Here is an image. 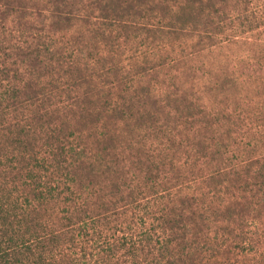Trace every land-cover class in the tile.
<instances>
[{
  "label": "trees",
  "instance_id": "16d2710c",
  "mask_svg": "<svg viewBox=\"0 0 264 264\" xmlns=\"http://www.w3.org/2000/svg\"><path fill=\"white\" fill-rule=\"evenodd\" d=\"M24 1L0 0V264H264V83L214 54L264 0ZM131 31L182 49L134 69Z\"/></svg>",
  "mask_w": 264,
  "mask_h": 264
},
{
  "label": "rangeland",
  "instance_id": "374dc122",
  "mask_svg": "<svg viewBox=\"0 0 264 264\" xmlns=\"http://www.w3.org/2000/svg\"><path fill=\"white\" fill-rule=\"evenodd\" d=\"M22 3L27 4L30 2L25 0ZM260 16L261 14L256 15L255 18H251L247 15H242L235 23V27L238 28L237 30H234V28L233 30L232 28L229 30L225 29L219 35V42L222 40L223 43L220 44V46L216 49V53L214 54H218V58L220 57L219 59L223 61V63H220L221 65L232 66L237 70L236 73H232L231 75L229 74L228 78H230L231 81H235L237 78V81H240V83L249 84L257 81H259L260 84L264 83V32L261 28H256L257 23L255 24V29H253L252 26L248 24L249 20H259ZM228 27L229 26L227 25V28ZM117 36L119 38V43H121V52L123 53L121 55V59L124 60L127 65H131L134 69L142 65V63H151L149 65L156 66L160 63L167 62L169 61L168 59L173 57V51L177 52L178 50L182 49L181 47H178V45L171 42L167 47L173 50L165 53L163 49L164 45L167 43V40L163 39L159 34L131 31L129 33L119 32ZM207 42L208 41H202V39L196 38V40L193 42V46H195L193 47V52L200 51V53L198 57L197 55L194 57V60L190 64L193 67H199L197 72L199 76L206 81H208L211 73L213 74L211 55L213 53L208 51V44H206ZM258 44H261L259 48L256 47ZM142 66H144V64ZM154 70L155 71L151 72V74H153L152 83L161 82L164 80L163 78L165 76H163L162 73L165 71L159 69L158 67ZM158 72L162 73L160 75H155V73ZM179 73L180 72H173V81L175 80V76H178ZM89 89L90 88L85 86L81 88V91H87ZM203 90L204 89L202 88L201 91ZM153 93L157 94V91H154ZM259 93V97L263 99L264 91L262 88L259 90ZM261 93H263V95H261ZM197 97H199V94H197ZM200 98L201 101H199V104L204 102L208 108L210 106L213 108L214 105L217 106L218 102L216 101L218 98L219 100L223 99L222 97H216V95L213 96L212 93H203ZM257 124H260V122H257ZM222 129L225 131L224 127ZM193 156L194 153H191L190 157ZM230 156L231 155L225 157ZM183 157L185 159L187 155H183ZM167 187L171 186L167 185Z\"/></svg>",
  "mask_w": 264,
  "mask_h": 264
}]
</instances>
